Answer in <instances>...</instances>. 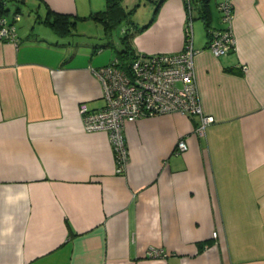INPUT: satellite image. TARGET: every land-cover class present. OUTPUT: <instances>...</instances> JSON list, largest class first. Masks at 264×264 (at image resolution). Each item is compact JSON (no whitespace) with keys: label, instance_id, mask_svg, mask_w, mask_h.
I'll return each mask as SVG.
<instances>
[{"label":"crops","instance_id":"1","mask_svg":"<svg viewBox=\"0 0 264 264\" xmlns=\"http://www.w3.org/2000/svg\"><path fill=\"white\" fill-rule=\"evenodd\" d=\"M36 1L80 17L105 7ZM138 3L132 49L180 51L186 0H122ZM214 3L213 14L211 0L192 1L191 17L207 4L208 28H225ZM231 3L225 55L208 49L207 30L195 39L191 21L194 78L214 121L202 132L197 116L177 112L127 122L122 173L107 134L84 130L79 112L104 105L92 69L115 52L77 31L57 35L46 13L36 19L50 32L16 21L17 42L0 41V264H264V0ZM150 246L165 255L149 257Z\"/></svg>","mask_w":264,"mask_h":264},{"label":"built area","instance_id":"2","mask_svg":"<svg viewBox=\"0 0 264 264\" xmlns=\"http://www.w3.org/2000/svg\"><path fill=\"white\" fill-rule=\"evenodd\" d=\"M192 1L186 0L189 10ZM217 7L227 26L210 30L207 47L215 56H222L234 48L230 26L231 0H221ZM19 18L18 13L12 16L0 14V41L17 42L15 23ZM195 52L192 47L191 19H188L180 51L137 53L126 62L114 56L108 64L92 69L102 83L105 103L93 111L80 103L79 112L84 130H99L107 134L116 162V173H122L128 162V147L124 138V126L127 122L141 117L177 112L188 117L197 116V131L202 132L214 121L211 115L204 113L201 106L194 78ZM241 68L245 70L246 65ZM175 149L177 152L185 151L186 142L179 139ZM212 236H216V232ZM146 254L149 257L165 255L161 249L153 246L147 248Z\"/></svg>","mask_w":264,"mask_h":264},{"label":"rangeland","instance_id":"3","mask_svg":"<svg viewBox=\"0 0 264 264\" xmlns=\"http://www.w3.org/2000/svg\"><path fill=\"white\" fill-rule=\"evenodd\" d=\"M214 1L215 0H211L213 14L216 12ZM219 1L220 0H217V3ZM6 6L8 7L10 12H14L16 9H18V12L20 13V24L25 26H27L28 24H33L36 25L37 28L45 29L46 31L50 32V28H48V26H45V24H43L39 20L37 21L36 19V14L45 15L46 13L43 4L38 5V2L36 0H28V2L26 3H23L19 0H7ZM191 7L193 8L194 6L192 5ZM138 9L139 10L136 16L137 18H141L144 16V13L146 11L145 4H141ZM188 11V18L191 19L193 24L194 38L196 39L198 36L201 38L205 37V21L200 16H198L196 9L193 10V19L191 17V8L190 10L188 9ZM130 21H134L133 16H130L129 19H126V21L122 22L120 26L112 29L109 39L111 43L109 45H106V47L104 46L105 49H109L115 52V50L117 49L120 50L124 48V44L121 42V37L124 36V32L130 34L132 28ZM74 31H77L79 33L76 38H79L82 42L87 44L105 45L108 40V38L105 37L106 33L104 31L103 25H101L98 21L92 19H77ZM97 36H99L100 39Z\"/></svg>","mask_w":264,"mask_h":264},{"label":"trees","instance_id":"4","mask_svg":"<svg viewBox=\"0 0 264 264\" xmlns=\"http://www.w3.org/2000/svg\"><path fill=\"white\" fill-rule=\"evenodd\" d=\"M6 1L7 0H0V14L2 15H8L6 14L8 12ZM158 3L153 11V16L156 14L158 10ZM138 5L139 3L130 9H126L122 5V0H105L104 9L92 12L88 16H85V17L84 16L80 17L76 15L72 16L67 13H59V12L48 10L46 13V16L42 19V21L43 23L47 24L53 32H55L57 35L61 37H67V36L74 34V27H75L77 19H80V18L82 20L92 19V20L98 21L101 25H103L104 31L106 33L105 37L108 38L106 44L109 45L111 43L109 39L111 36L110 33L112 29L120 26L121 23L126 21V19H129L130 16L132 17ZM206 5L207 4H203L202 6H200L201 8L200 17L204 19L205 21L207 35L209 37V32L211 29L208 28L209 24L207 20ZM152 20H153V17L151 18L149 22H151ZM130 22H131L132 27L137 26L134 23V21H130ZM147 25L148 23L144 26L139 27L138 29H136V31H141ZM15 28L17 31L16 24H15ZM219 29H222V28H219ZM132 34H133L132 32H130V34L127 32H124V36L121 37V42L124 44V48L120 50L118 49L115 50V56H118L122 62H126L128 59H131L137 54V52H135L130 46V39L132 37Z\"/></svg>","mask_w":264,"mask_h":264}]
</instances>
